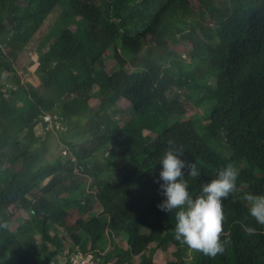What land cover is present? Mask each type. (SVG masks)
Segmentation results:
<instances>
[{"label": "trees", "instance_id": "obj_1", "mask_svg": "<svg viewBox=\"0 0 264 264\" xmlns=\"http://www.w3.org/2000/svg\"><path fill=\"white\" fill-rule=\"evenodd\" d=\"M0 45V264H264V225L240 199L264 195V0H0ZM24 50L42 93L11 63ZM82 116L84 140H66L55 122ZM53 131L65 163L39 151ZM168 140L200 168L193 196L227 163L240 170L215 259L188 261L174 213L156 207Z\"/></svg>", "mask_w": 264, "mask_h": 264}, {"label": "clouds", "instance_id": "obj_2", "mask_svg": "<svg viewBox=\"0 0 264 264\" xmlns=\"http://www.w3.org/2000/svg\"><path fill=\"white\" fill-rule=\"evenodd\" d=\"M167 144L155 181L164 198L156 207L162 212L174 213L176 241L193 252L215 259L229 243L221 239L225 220L223 200L239 191L240 170L233 163H227L217 170L215 178L202 182L199 194L193 196L189 192V178H198L200 168L196 162L186 159L183 149L174 146L172 140ZM240 199L245 202L248 216L256 224L264 225V195L245 192Z\"/></svg>", "mask_w": 264, "mask_h": 264}, {"label": "rangeland", "instance_id": "obj_3", "mask_svg": "<svg viewBox=\"0 0 264 264\" xmlns=\"http://www.w3.org/2000/svg\"><path fill=\"white\" fill-rule=\"evenodd\" d=\"M27 24V18L21 19L20 22L18 23V28L17 31H21L23 29V27ZM0 50L1 52H8V49L6 48V45H0ZM25 53H21L17 56L16 60L11 62L13 63L15 70L18 71L19 77H21V79L24 82H29L31 85L34 86V88L36 89L37 92L42 93L43 91V86L41 81L39 80L38 76L35 74V71L33 70V63L35 62L34 59V52L32 50L27 51L28 53H26V50H24ZM6 61L9 62V58L6 59ZM101 79L104 80L106 78L105 74H102ZM13 89L14 88H6L4 87V94L5 97L8 101L10 100H14V95H13ZM17 94V90H15V96L17 97V102H11L12 105H15V107H17L16 105L18 104V106L21 105V103L23 104L22 101V97L20 95H16ZM20 96V97H19ZM204 107V106H203ZM86 115V114H85ZM85 122V117H72L70 120H67L63 123H57L56 124V128L60 129V130H64L67 129L68 131H61L65 132V139L69 140L73 143H79L81 141L84 140V137L79 135L78 133L81 130L82 125ZM69 125L70 129L67 128V126ZM51 124L47 127H45V130L47 131V129H50ZM41 133V130L36 129L34 131V135L39 137ZM43 137V134H42ZM21 139L24 141H28L25 137V135H21ZM47 142V143H46ZM48 149L45 151L44 148L42 146H40V153H45V156L48 157L50 160H56V161H61L62 163H65L66 158H67V154H64L63 151H66L67 149H65V146L63 145V141L59 138L58 134H55L54 131L50 134V136L46 139L45 141ZM118 151V149H117ZM115 150V154L113 155V158H116L115 156L117 155ZM103 156L100 155L99 156V160L101 162H103ZM76 179L78 182H88L89 180L87 179V177L78 175L76 176ZM48 180H46L43 184H41V186L39 187V189L41 187H43ZM58 236L62 239L63 242H68L69 241V235L67 233H65L62 230H59V234ZM102 241L103 242H108L105 237H102ZM120 242L121 241H117ZM122 246L126 247L127 242H126V236L123 235V241H122ZM172 249V248H171ZM172 250L168 251V252H158V254L156 255L158 257V260H156L157 263H163L166 262L169 259H174L172 256ZM64 254H60V256L62 257ZM193 256L192 250L187 252V260L189 261L190 258ZM64 257V256H63ZM96 262V261H95ZM97 263V262H96ZM98 264V263H97Z\"/></svg>", "mask_w": 264, "mask_h": 264}, {"label": "built area", "instance_id": "obj_4", "mask_svg": "<svg viewBox=\"0 0 264 264\" xmlns=\"http://www.w3.org/2000/svg\"><path fill=\"white\" fill-rule=\"evenodd\" d=\"M45 121L51 122V118L49 115H46L44 118ZM56 124L58 122H55ZM64 154H67V151H63ZM67 264H97L93 258L92 255H84L81 253H73L69 256V260Z\"/></svg>", "mask_w": 264, "mask_h": 264}]
</instances>
